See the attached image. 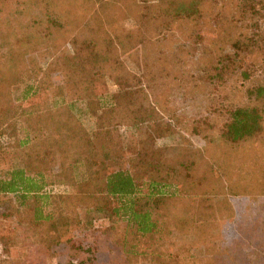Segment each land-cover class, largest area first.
<instances>
[{
	"label": "trees",
	"instance_id": "16d2710c",
	"mask_svg": "<svg viewBox=\"0 0 264 264\" xmlns=\"http://www.w3.org/2000/svg\"><path fill=\"white\" fill-rule=\"evenodd\" d=\"M95 1L0 0V242L10 245L24 228L40 229L49 236L42 242L48 250L70 245L68 264H94L102 231L62 240L71 226L82 224L77 210L87 208L95 219L110 221V231H120L129 259L198 264L171 251L174 234L205 235L215 211L214 205L204 206L210 197L264 192V168L247 176L242 162L208 146L168 158L156 139L171 136V124L150 102L145 83L121 60L123 36L129 39V54L140 50L153 29L156 36L184 33L187 45L192 39L198 45L197 35L209 23L207 30L213 28L217 36L210 78L225 84L233 76L253 84L243 104L222 109L226 121L218 138L245 148L264 138V0H134L121 9L108 2L97 7ZM129 17L139 28L122 36L119 24ZM65 19L80 29L70 41L73 50L59 55L51 31L63 29ZM171 22L181 28L172 30ZM165 55L160 64L177 67L189 59L182 53ZM148 60L144 65L150 71ZM114 75L120 87L106 103ZM55 76L63 84L57 85ZM27 82L32 85L18 103L12 90ZM42 89L57 90L62 104L36 103ZM117 126H146L148 133L136 145L118 142ZM69 183L73 194L54 192ZM259 232V239L221 245L207 264H264V228Z\"/></svg>",
	"mask_w": 264,
	"mask_h": 264
},
{
	"label": "rangeland",
	"instance_id": "374dc122",
	"mask_svg": "<svg viewBox=\"0 0 264 264\" xmlns=\"http://www.w3.org/2000/svg\"><path fill=\"white\" fill-rule=\"evenodd\" d=\"M138 1L142 2L144 0ZM138 1L137 5L141 7ZM95 2L97 7L101 2H108L117 5L120 9L127 3L133 2L134 4V0H96ZM164 19L167 22L170 20L166 17ZM63 21L66 22L63 29L51 31L52 37L56 38L55 44L62 51L59 55L73 50L70 41L73 35L76 34V30L80 29L73 23L72 26H68L66 19ZM171 23L172 30L173 28L177 29V27L178 30L181 28L179 22ZM153 26L157 28L160 25L155 23ZM182 26L184 27V25ZM210 27L211 25L207 23L200 30V33H197L198 45L194 43L193 39L192 44L187 45L188 36L185 38L184 33L169 31L163 34L160 32V35L156 36L153 33L155 29H153L140 50H135V52L129 54V46L126 47L129 39L126 35L123 36L122 31H135L139 28V23L134 18L129 17L119 24L125 41V48L121 49L119 54H121V60L128 69L145 83V88L150 94V102L157 108L162 120L171 124L172 135L156 139L157 147L163 149L168 158L176 157L190 149L213 147L217 154L229 156L239 164L242 162L246 175L252 176L255 171L264 168V138L241 149H235L222 143L218 141V138L226 121L222 109L228 104L234 106L243 104L246 101V89L252 87L253 84L249 82L242 84L241 80L233 76H227L225 84H219V82H214L213 78H210L212 77L210 75H213L209 69L210 65H213L215 50L213 41L217 37L214 35L215 30L213 28L210 29L211 32L209 33L207 29ZM45 50L43 48L40 51ZM175 53L187 54L189 57L187 63L175 67L174 64L168 65L165 61H162V64L158 62L160 57L163 56L162 58H164L166 56L165 54L168 58H172ZM146 60L153 64L150 71L146 70L144 65ZM47 62L44 60L43 65H46ZM58 76L61 77L59 74ZM58 76H55V80L57 85H61L63 82ZM261 77L264 78V75L262 74ZM29 85H32V83L27 82L13 88V97L16 102L22 101ZM107 87L108 92L104 98L106 103L110 96L119 90V76L114 75L108 81ZM35 102L52 106L62 104L60 97L57 96V90L44 89L41 90ZM83 109V106L79 104L77 112L82 118ZM84 121L87 127L90 126L91 121L87 118H84ZM147 133L146 126L140 128L117 126L114 129V136L118 142L132 145L139 143L146 137ZM55 183H59V181H55ZM67 185L68 188L55 189L54 192L73 194L74 187L70 183ZM252 193L248 196L233 198L223 195L210 197L208 201L206 200L204 206L214 205L215 211L214 218L207 222L206 227L208 228L204 232L205 235H194L195 231L188 236L186 233L191 231L175 233L169 245L171 251L178 253L182 259L189 255L198 264H207L210 260H213L214 256L212 255L217 253L221 245L232 244L237 238L250 241L249 236L259 239L258 235H261L259 231L264 228V192L256 190ZM228 203L229 206L227 205L228 209H226L225 206ZM77 213L82 220V224L71 226L64 233L62 240L80 238L84 233L93 229L102 231L100 254L94 264H155L151 257L141 256L132 259L126 257L122 252L120 231H110L112 224L107 219H95L94 214L87 208L78 209ZM33 231L24 228L18 232L20 237L17 240L15 239L16 241L13 240L14 243H10V245L0 242L2 246L0 264L69 263L72 251L70 245L66 247L64 243H61L48 250L46 242H42L44 239H48L49 236L41 232L40 229Z\"/></svg>",
	"mask_w": 264,
	"mask_h": 264
},
{
	"label": "built area",
	"instance_id": "2783aa9c",
	"mask_svg": "<svg viewBox=\"0 0 264 264\" xmlns=\"http://www.w3.org/2000/svg\"><path fill=\"white\" fill-rule=\"evenodd\" d=\"M2 255V246H1V243H0V257Z\"/></svg>",
	"mask_w": 264,
	"mask_h": 264
}]
</instances>
